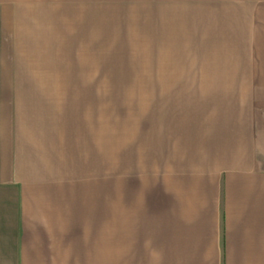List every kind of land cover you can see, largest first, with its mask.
<instances>
[{"label": "crops", "instance_id": "crops-1", "mask_svg": "<svg viewBox=\"0 0 264 264\" xmlns=\"http://www.w3.org/2000/svg\"><path fill=\"white\" fill-rule=\"evenodd\" d=\"M26 2L0 0V264H107L106 119L84 104L82 116L61 110L58 85L25 82L33 76L21 63L33 45L21 32L29 29L19 17ZM184 6L207 7L206 20L221 14L206 29L227 23L231 46L242 44L244 58L260 62L251 75L264 77V0ZM195 73L183 72L195 77L183 80L191 91H205L198 77L222 72ZM223 119L217 104L183 100V136L168 141L171 126L156 134L157 147L183 148V162L131 165L122 187L117 172L119 253L138 264H264V123L252 135Z\"/></svg>", "mask_w": 264, "mask_h": 264}, {"label": "rangeland", "instance_id": "rangeland-1", "mask_svg": "<svg viewBox=\"0 0 264 264\" xmlns=\"http://www.w3.org/2000/svg\"><path fill=\"white\" fill-rule=\"evenodd\" d=\"M19 8L20 20L29 27L21 30L23 38L33 44L21 62L33 73L25 82L58 85L61 110L82 116L84 104L90 116L106 119L107 264H138L117 246V172L122 187L131 165L138 171L142 162L150 167L183 162V148L156 146V134L166 126L172 127L168 141L183 136V100L217 104L225 128H243L246 134L250 129L253 135L254 123H264V77L251 75L260 62L244 58L237 40L231 46L223 29L227 23L221 21L219 31V23L216 30L206 29L221 14L213 12L206 20L207 7L196 8L204 12L197 16L183 0H27ZM200 71L222 73L198 77L205 91H191V82L183 80L195 77L183 72ZM227 73L236 75L223 77ZM255 81L259 91L252 92ZM71 85L78 86L77 92ZM73 100L74 107L67 103ZM145 123L152 124L147 131ZM169 155L174 159L165 160Z\"/></svg>", "mask_w": 264, "mask_h": 264}]
</instances>
